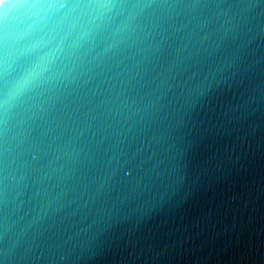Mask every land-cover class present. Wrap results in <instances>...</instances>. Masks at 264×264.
I'll use <instances>...</instances> for the list:
<instances>
[{
	"label": "water",
	"instance_id": "water-1",
	"mask_svg": "<svg viewBox=\"0 0 264 264\" xmlns=\"http://www.w3.org/2000/svg\"><path fill=\"white\" fill-rule=\"evenodd\" d=\"M0 264H264V0H0Z\"/></svg>",
	"mask_w": 264,
	"mask_h": 264
},
{
	"label": "clouds",
	"instance_id": "clouds-1",
	"mask_svg": "<svg viewBox=\"0 0 264 264\" xmlns=\"http://www.w3.org/2000/svg\"><path fill=\"white\" fill-rule=\"evenodd\" d=\"M26 7H29V8H34L35 6L32 5V6H26ZM36 13L35 12H32V16H35ZM22 18L24 20L25 23H27V20H28V14L25 12V13H22Z\"/></svg>",
	"mask_w": 264,
	"mask_h": 264
}]
</instances>
